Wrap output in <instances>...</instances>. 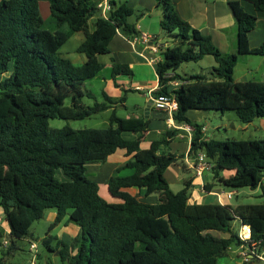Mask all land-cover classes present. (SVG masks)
<instances>
[{"label":"trees","instance_id":"16d2710c","mask_svg":"<svg viewBox=\"0 0 264 264\" xmlns=\"http://www.w3.org/2000/svg\"><path fill=\"white\" fill-rule=\"evenodd\" d=\"M52 29L44 28L39 0H0V207L9 227L8 245L0 249V264L13 254L16 241L30 237V228L54 209L56 217L42 239L50 253L59 252L62 264H218L232 248L250 246L238 237L232 222L248 226L251 239L264 246V202L189 204L191 180L173 192L164 172L183 156L169 151L175 130L166 129L162 137L142 149L140 143L150 131L145 118H119L114 102L102 92L103 102L85 105L86 81L103 69L98 57L108 55L117 33L128 40L136 35L128 22L133 11L126 1L110 0L112 10L106 19L98 16L100 0H47ZM163 19L162 35L173 44L161 52L155 65L158 89L153 96L174 95L178 110L176 125L192 129L188 157L202 153L211 163L213 179L222 187L256 189L264 185V139H204L202 125L192 122L190 111H232L242 124L264 118V82H235L238 55L264 56V41L250 48L248 34L256 16L244 8L250 4L264 19V0H231L228 7L237 25V53L224 56L210 36L183 21L171 0H156ZM94 18V29L88 21ZM83 32L77 53L85 57L74 64L59 53L73 34ZM211 56L215 65L205 75L181 77L176 72L184 63H197ZM112 78L132 76L129 66L111 62ZM11 70V71H10ZM171 74L170 78L165 77ZM179 85L171 88V82ZM66 99L70 105L65 106ZM111 109L106 128H51L49 121H80ZM164 114V113H163ZM165 116V118H164ZM162 120L167 119L164 114ZM124 133L138 134L126 140ZM132 155L122 169L132 170L109 177V195L118 202H107L99 194L98 184L86 174V166L105 162L116 150ZM61 173L63 180L56 178ZM223 172H231L228 177ZM206 189L209 186H205ZM125 189L155 194L158 202L142 203ZM71 210L70 220L79 229V237L66 244L50 236L49 231ZM4 234L0 229V247ZM76 249L74 255L71 251Z\"/></svg>","mask_w":264,"mask_h":264},{"label":"crops","instance_id":"0c3cea01","mask_svg":"<svg viewBox=\"0 0 264 264\" xmlns=\"http://www.w3.org/2000/svg\"><path fill=\"white\" fill-rule=\"evenodd\" d=\"M123 0H116V2H121ZM126 5L133 11L140 15L139 18H136L135 22L132 23L128 20L130 24H133L137 35L140 33H145L150 38L149 45H144L141 42L132 43L125 36L120 33H117L116 36L110 43L109 46V55L110 60L112 59L117 64L127 65L130 67L131 72L136 67H152L155 73V66L148 64L147 59L153 57L150 48L156 43V37L161 32L160 23L163 19V13L160 6L157 4L156 0H125ZM176 13L178 16L185 22H187L192 28H195L202 33L210 36L213 44L220 50L224 56L237 53V25L236 21L228 7V2L231 0H171ZM48 3V1L46 0ZM244 8L247 11L252 12L256 16V24L254 29L248 34V44L250 48L259 47L264 41V19L260 13H255L250 4L243 2ZM44 7L49 11V5L45 4ZM162 35V32H161ZM163 36V35H162ZM165 40H168L163 36ZM152 44V45H151ZM157 46V45H156ZM161 48L158 51L157 55H160L163 52ZM240 55L237 56V60ZM261 57V60L264 61V56ZM85 62V57L81 58V64ZM112 62V61H111ZM103 65V64H102ZM112 63L110 64V66ZM109 66V64L107 65ZM237 66V64H236ZM112 74V72H111ZM195 74V73H193ZM133 75V72H132ZM196 75H205L203 68H199V72ZM264 75V73H263ZM233 79L235 82H246L251 79H247L245 75H241L238 79L235 78V68L233 72ZM145 83L146 79L143 80ZM264 82V81H260ZM108 83V82H107ZM178 82H171L170 87L176 88ZM112 85V78L110 83ZM116 86V87H115ZM113 87L111 86V89ZM123 88V85H122ZM120 85H114L112 94H120ZM137 88V87H136ZM158 89V80L155 73V80L152 87L147 89L146 95L149 99V107L145 113V119L150 120L151 130L145 133L143 140L140 143L142 149L149 147L150 143L154 140H157L162 137L166 129L175 130L174 138L169 146V151L175 155V152L172 151L173 147L184 149L183 153H179L177 156H183V159L176 164H172L164 172V178L169 184L170 189L173 191V186L180 191L183 189L184 183L188 180H191V189L189 192V204H220L230 207H235L232 204L234 197L237 198V192L235 191H224V189L219 186H214V183L209 181L210 172H202L201 175H198L194 167L197 164L196 159L192 160L188 157V152L190 149L191 135L192 130L189 131L187 128H190L188 125H176L172 122L169 123L167 119L162 120L164 114L154 109L151 99L153 97V92ZM136 90V89H135ZM113 97V96H111ZM117 98V97H116ZM205 111H190L187 113V117L192 121L198 124L200 120L205 116ZM208 116V114H207ZM131 118H144L143 116H134ZM165 118V116H164ZM253 123V122H252ZM264 124V122H263ZM203 138L206 140V128L202 125ZM128 135V136H126ZM123 137L126 140H134L138 137V134L124 133ZM132 158V155H126L124 150H116L114 154L109 156L105 162H96L91 163L97 165L94 169H91V172L87 171L86 173L90 176V179L95 182H101L104 187V190H99L100 196L107 202H118L117 199L112 198L109 195L107 188V181L110 176H112L116 170L122 169L125 163ZM97 170V171H96ZM94 172H97V176L94 175ZM132 170L122 169L119 172V176H129L132 174ZM187 173L191 174L189 179L185 177ZM231 172H223L222 176L228 177ZM182 186V187H179ZM205 186H209L208 189ZM130 195L134 196L142 203L155 204L158 202V196L155 194L145 195L144 190L138 191L137 189H125ZM173 191V192H178ZM212 201H215L213 203ZM71 210H68L65 215L62 217L59 223L55 225L49 235L57 238L59 241L69 244L73 242L76 238L79 237L80 229L79 227L70 220ZM47 221V228L54 222L56 217V212L49 210L45 211L44 216ZM44 219V218H43ZM0 229L4 234V241H7L6 237L9 234V227L3 219L2 208L0 207ZM48 232V229H47ZM46 232V234H47ZM46 236V235H45ZM44 236V237H45ZM43 237V238H44ZM8 242V241H7ZM34 245L33 243L30 244ZM3 247H0L2 249ZM16 248H18L16 242ZM37 250L35 247L33 251ZM231 250V249H230ZM229 251V250H228ZM238 253L236 256L231 257L228 253L223 255L218 259V264H261L257 259H250L247 263L242 262L238 258L240 249L238 248ZM36 252V251H35ZM76 249L71 251V255H74ZM236 253V252H235ZM221 259L222 263H221ZM4 262L6 264L7 258L4 257ZM46 264H62L59 257V252L56 251L52 259L46 258ZM28 264H33L32 262Z\"/></svg>","mask_w":264,"mask_h":264},{"label":"rangeland","instance_id":"374dc122","mask_svg":"<svg viewBox=\"0 0 264 264\" xmlns=\"http://www.w3.org/2000/svg\"><path fill=\"white\" fill-rule=\"evenodd\" d=\"M45 4H48L46 0H39V7L41 16L44 20V28L51 30L52 24L49 15V11L44 7ZM140 15L134 13L129 21L134 23L136 18H139ZM88 31L91 32L94 29V18L88 21ZM84 40L83 32H78L73 34L68 38L63 45L59 48V53L70 59L74 64L81 65V58H84L82 54L77 53V48ZM162 50H166L167 47H172L173 44L168 40H165L161 35V32L156 37V43ZM110 55H101L98 57L99 61L103 64V69L100 73L93 79L88 80L83 85V90L88 91L93 95V98L84 97L82 102L85 105H93L96 102H103L102 92L111 97L115 102H118L122 97L124 98L123 103H117L115 105V115L119 118H131L134 116H143L145 118V113L149 107V99L146 95L147 89L153 86L155 80V73L152 67H136L132 70V76H117L114 80L112 78V69ZM109 64V66H107ZM215 65L214 59L211 56L204 57L201 61L197 63L189 62L184 63L177 70V74L181 77H188L190 75H196L199 72V68H203L205 74H207L211 68ZM11 71V70H10ZM8 74L0 76V80L4 79ZM195 73V74H193ZM264 61L261 60V57L257 55H240L237 60V66H235V78H239L241 75H245L247 79H251L252 82L264 81ZM112 78V87L114 85H120V94L113 95V88L107 85L110 83ZM146 79V83L143 81ZM108 82V83H107ZM116 87V86H115ZM137 87V88H136ZM136 89V90H135ZM117 97V98H116ZM70 105V99H66L65 106ZM112 114V110L109 109L100 114L87 117L80 121H65L61 119H53L49 121V126L55 129H61L63 127H70L72 129H97V128H106L109 126V118ZM205 118L203 117L198 124L203 125L206 128V139H214L217 141H226V140H260L264 139V118L256 119L253 123L245 125L238 121L235 114L232 111L218 112V111H205ZM208 114V116H207ZM128 136V135H126ZM172 151L177 155L183 153L184 149L173 147ZM97 165L89 164L86 166L87 171L91 172V169L95 168ZM97 171V170H96ZM89 178L90 176L86 174ZM94 175L97 176V172H94ZM186 179L191 177L190 173L185 175ZM56 178L63 180V175L59 172L56 175ZM209 181L214 183V186L219 187L220 185L213 179V175L209 174ZM99 186V190H104V187L101 182H96ZM182 187V186H179ZM222 187V186H221ZM224 191H230L227 188H224ZM173 186V191H178ZM237 192V198H233L232 204L241 203L246 205H257L264 202V185L257 187L256 189L250 188H237L233 190ZM104 198V197H103ZM215 203V201H212ZM55 211L54 209H49ZM47 210V212H49ZM44 218V219H43ZM41 220L36 221L30 228V237L22 240H18V248L13 252V254L6 255L7 258L6 264H28L32 262L33 264H46L45 259H52L54 253L48 252L42 245L41 241L47 232V221L46 217H43ZM234 229H238L239 224L237 221L232 222ZM33 243L34 247L37 249L33 251L34 248L30 247V244ZM238 248H232L227 251L231 257L236 256L238 253ZM236 252V253H235ZM1 255V253H0ZM221 259V263H222ZM50 264V263H48ZM261 264H264V255L263 261Z\"/></svg>","mask_w":264,"mask_h":264},{"label":"built area","instance_id":"2783aa9c","mask_svg":"<svg viewBox=\"0 0 264 264\" xmlns=\"http://www.w3.org/2000/svg\"><path fill=\"white\" fill-rule=\"evenodd\" d=\"M97 13L98 16L101 18L106 19L108 17L109 12L112 10V5L110 3V0H100L97 3ZM132 43L136 42H141L144 45H149L150 43V38L147 34L145 33H140L136 35L132 40H130ZM152 45V44H151ZM159 47L154 45L153 47L150 48L151 53L153 57H150L147 59L148 64L151 66H155L159 60H160V55L158 54ZM172 75L167 74L165 77L170 78ZM175 82V81H173ZM177 82V81H176ZM179 83V82H178ZM179 85V84H178ZM152 105L155 110L162 112L166 115L167 120L169 123L172 124L173 120V115L177 112L178 110V103L174 95H159V96H153L151 99ZM189 131H191V128H187ZM197 164L194 167L198 175H201L202 172H210L212 165L210 162H208L205 158V155L200 153L198 154L196 158ZM238 233V237L242 241H248L250 246H242L240 247V252L238 254L239 260H241L244 263H247L250 259H257L259 262L263 261V255H264V246L259 250V242L258 241H253L251 239V231L248 226H240L238 229H235ZM8 245L7 241H4L2 244V247L5 248ZM31 248H34V245L30 246Z\"/></svg>","mask_w":264,"mask_h":264}]
</instances>
